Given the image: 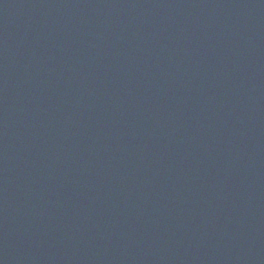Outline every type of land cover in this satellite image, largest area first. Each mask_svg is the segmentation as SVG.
Listing matches in <instances>:
<instances>
[{"label":"water","instance_id":"95a60500","mask_svg":"<svg viewBox=\"0 0 264 264\" xmlns=\"http://www.w3.org/2000/svg\"><path fill=\"white\" fill-rule=\"evenodd\" d=\"M0 264H264V0H0Z\"/></svg>","mask_w":264,"mask_h":264}]
</instances>
